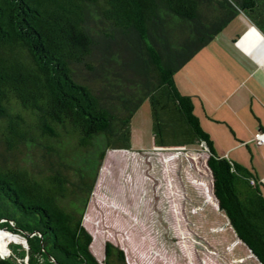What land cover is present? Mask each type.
<instances>
[{
	"label": "trees",
	"instance_id": "trees-1",
	"mask_svg": "<svg viewBox=\"0 0 264 264\" xmlns=\"http://www.w3.org/2000/svg\"><path fill=\"white\" fill-rule=\"evenodd\" d=\"M238 13L264 32V0H0V236L25 239V264H126L109 241L94 258L82 217L143 100L154 147L204 148L218 209L264 264V185L212 151L173 81Z\"/></svg>",
	"mask_w": 264,
	"mask_h": 264
},
{
	"label": "rangeland",
	"instance_id": "rangeland-1",
	"mask_svg": "<svg viewBox=\"0 0 264 264\" xmlns=\"http://www.w3.org/2000/svg\"><path fill=\"white\" fill-rule=\"evenodd\" d=\"M129 130L127 148L106 151L82 217L91 235L89 250L94 258L102 259V244L109 241L122 249L126 264H233L235 259H219L214 246L203 240L206 234L209 239L213 236L204 223L183 219L173 209L171 193L168 195L171 189L182 195L185 182L194 180L201 197L215 202L204 148L179 144L155 150L146 100L131 115ZM230 155L253 171L264 169V150L256 145H241ZM168 156L175 162H164ZM170 165L171 172L167 170ZM185 169L191 172L189 178ZM6 252L12 254L4 257L18 264H25L29 253L23 240L0 236V254Z\"/></svg>",
	"mask_w": 264,
	"mask_h": 264
},
{
	"label": "crops",
	"instance_id": "crops-1",
	"mask_svg": "<svg viewBox=\"0 0 264 264\" xmlns=\"http://www.w3.org/2000/svg\"><path fill=\"white\" fill-rule=\"evenodd\" d=\"M173 81L181 94L190 97L192 112L208 134L216 155L238 163L230 153L241 145H256L264 150V144H256L252 138L254 132L264 131V32L243 13L236 14L208 44L175 71ZM154 156L158 158L156 153ZM169 160L175 162L173 156L163 161ZM254 169L264 185V169ZM167 170L171 172L172 165ZM187 170L183 173L189 178L191 172ZM191 183L193 185L185 182L182 195L180 190L168 191L175 212L195 224L204 223L206 232L213 236L209 239L210 234H206L203 240L214 246L219 259H235L233 264H259L236 238L215 202L202 198V193L194 187L195 181Z\"/></svg>",
	"mask_w": 264,
	"mask_h": 264
},
{
	"label": "built area",
	"instance_id": "built-area-1",
	"mask_svg": "<svg viewBox=\"0 0 264 264\" xmlns=\"http://www.w3.org/2000/svg\"><path fill=\"white\" fill-rule=\"evenodd\" d=\"M256 144H264V131H257L252 134Z\"/></svg>",
	"mask_w": 264,
	"mask_h": 264
},
{
	"label": "bare ground",
	"instance_id": "bare-ground-1",
	"mask_svg": "<svg viewBox=\"0 0 264 264\" xmlns=\"http://www.w3.org/2000/svg\"><path fill=\"white\" fill-rule=\"evenodd\" d=\"M10 235H12V236H16L18 239H21V240H23V238H22V237H20V236H18L17 234H10Z\"/></svg>",
	"mask_w": 264,
	"mask_h": 264
},
{
	"label": "water",
	"instance_id": "water-1",
	"mask_svg": "<svg viewBox=\"0 0 264 264\" xmlns=\"http://www.w3.org/2000/svg\"><path fill=\"white\" fill-rule=\"evenodd\" d=\"M11 234H16V233H12V232H10ZM23 242L25 243V239H23ZM1 257V256H0Z\"/></svg>",
	"mask_w": 264,
	"mask_h": 264
}]
</instances>
